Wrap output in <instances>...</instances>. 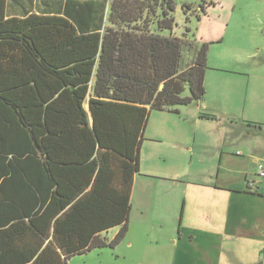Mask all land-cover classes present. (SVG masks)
Masks as SVG:
<instances>
[{
  "label": "trees",
  "instance_id": "16d2710c",
  "mask_svg": "<svg viewBox=\"0 0 264 264\" xmlns=\"http://www.w3.org/2000/svg\"><path fill=\"white\" fill-rule=\"evenodd\" d=\"M7 1L0 264H68L115 249L128 233L150 115L205 99L211 43L188 27L173 33L175 0H66L62 14L9 19ZM194 12L200 22L206 7L184 6L187 21Z\"/></svg>",
  "mask_w": 264,
  "mask_h": 264
},
{
  "label": "crops",
  "instance_id": "0c3cea01",
  "mask_svg": "<svg viewBox=\"0 0 264 264\" xmlns=\"http://www.w3.org/2000/svg\"><path fill=\"white\" fill-rule=\"evenodd\" d=\"M65 3L8 0L6 18L59 15L64 13ZM217 25L223 28L224 23ZM206 84L205 79L207 96ZM206 96L177 112H152L148 120L123 240L130 249L149 248L151 243L152 253L143 255L147 263L233 264L238 259L226 256L227 243L264 245V194L261 188L248 192L250 173L246 169L263 159L264 129L258 122L245 121L259 127L250 126L255 129L247 135L228 130L230 118L236 115L228 109V100L216 97L205 101ZM204 122H213L216 129H204ZM118 232L119 227L104 236L112 241ZM136 232L143 235V240L136 239L137 244L131 239Z\"/></svg>",
  "mask_w": 264,
  "mask_h": 264
},
{
  "label": "rangeland",
  "instance_id": "374dc122",
  "mask_svg": "<svg viewBox=\"0 0 264 264\" xmlns=\"http://www.w3.org/2000/svg\"><path fill=\"white\" fill-rule=\"evenodd\" d=\"M175 3L176 26L173 33L181 37L188 27L198 39L213 43L209 50L208 64L211 70L206 75L205 101L216 97L228 100V109L236 115L230 121L227 117L223 120L229 121L228 130L235 129L234 133L244 132L247 135L255 129L245 121L258 122L264 129V0H175ZM186 5L194 9L204 5L206 15L202 14L199 22L192 15L194 12L187 21L184 14ZM218 22L224 23L223 28L217 25ZM202 127L216 129L213 122H204ZM211 135L215 136L213 132ZM204 139L209 140V137L205 135ZM262 158L260 162L264 164V154ZM246 169L250 173L248 180L255 179L257 165L249 164ZM259 188L264 194V182ZM140 235L139 232L132 234L134 243L137 244L136 239L143 240V235ZM108 236L111 238L113 232ZM214 244L216 250V241ZM237 244L230 242L225 247L226 256L230 260L238 259L233 264H264V245L259 249L256 246ZM152 250L151 243L149 248L140 245V248L135 246L130 249L128 242L123 241L115 249H96L86 255L75 256L68 264H150L143 255L145 251L151 254Z\"/></svg>",
  "mask_w": 264,
  "mask_h": 264
},
{
  "label": "built area",
  "instance_id": "2783aa9c",
  "mask_svg": "<svg viewBox=\"0 0 264 264\" xmlns=\"http://www.w3.org/2000/svg\"><path fill=\"white\" fill-rule=\"evenodd\" d=\"M256 165V177L248 182V190L251 192H256L259 186L264 182V164L258 161Z\"/></svg>",
  "mask_w": 264,
  "mask_h": 264
}]
</instances>
